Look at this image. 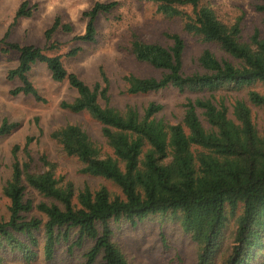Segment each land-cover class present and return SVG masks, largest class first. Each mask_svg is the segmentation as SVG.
Returning <instances> with one entry per match:
<instances>
[{"label": "trees", "instance_id": "obj_1", "mask_svg": "<svg viewBox=\"0 0 264 264\" xmlns=\"http://www.w3.org/2000/svg\"><path fill=\"white\" fill-rule=\"evenodd\" d=\"M144 1L158 14L180 18L186 33L217 45L231 57L221 59L213 50L205 49L198 58L203 72L187 74L186 43L180 34H166L173 40L171 46L133 36L134 58L160 71L161 76L126 74L123 80L127 93L174 88L210 95L189 99L177 123L160 117L164 107L156 102H150L143 113L133 105H112L111 80L103 66L99 68L100 79L90 85L68 71L62 55L49 54L60 47L53 40L56 32H73V25L60 17L45 31V47L11 41L12 27L21 18L33 16L35 6L27 0L0 38L2 53L15 52L18 56L17 67L8 74V79L21 84L13 95L46 102L30 78L38 63L47 66L55 82L67 81L76 91L74 99L61 102V109L88 113L99 122L110 151H104L81 125L72 122L56 127L49 137L67 156L81 163L82 173L112 184L77 189L72 180L57 173V163L47 153H34L31 144L40 138L28 136L23 145L13 147L12 175L2 187L8 200V218L0 216V250H19L28 261H34L38 257L34 248L40 246L38 233L42 232L46 260L53 259L63 242L73 240L72 247H81L90 240L93 245L86 253L87 264H133L115 242L112 223L135 225L151 214H170L196 243L197 264H215L228 237L232 243L226 245L228 253L222 264H258L264 250V131L259 130L247 100L236 99L230 115L225 97L218 92L237 91L255 83L264 85V37L256 30L244 40L243 16L225 22L206 4L207 0ZM261 1L256 8L264 12ZM119 6L118 1L96 2L83 13L88 19L86 31L75 39L97 42L98 17L111 14ZM79 51L74 48L67 56ZM249 101L264 107V93L251 89ZM18 125L5 118L0 137ZM35 195L41 199L36 200ZM231 225L227 236L225 231ZM3 260L0 254V264Z\"/></svg>", "mask_w": 264, "mask_h": 264}, {"label": "rangeland", "instance_id": "obj_2", "mask_svg": "<svg viewBox=\"0 0 264 264\" xmlns=\"http://www.w3.org/2000/svg\"><path fill=\"white\" fill-rule=\"evenodd\" d=\"M25 0H0V38H3L13 23L16 11ZM30 6H35L33 16L21 18L11 29L10 40L22 45L31 44L45 47V31L49 29L56 17L63 22L73 25V32L58 31L53 40L60 47L51 55H62L69 72L77 73L88 84L94 85L99 79V68L103 66L111 80V104L124 108L133 105L143 113L150 102L163 105L160 117L172 123L182 120L185 114V104L189 99L209 97L205 91L180 92L174 88H167L157 92L131 95L126 92L124 76L133 73L142 77H160L161 72L145 63L138 62L131 52V40L134 35L146 42H157L171 46L173 40L167 33H178L185 40L184 71L187 74L203 72L198 58L205 49H211L219 58L231 57L220 50L217 45L208 44L195 35L188 34L183 29L180 18H168L155 11V7L148 6L144 0H27ZM120 2V6L111 14H101L97 19V42L84 43L75 37L86 31L87 18L83 15L96 2ZM220 19L225 22H235L243 16L242 35L244 40L259 31L264 37V12L258 11L261 0H207ZM80 48L75 56L67 53ZM18 65L15 52L3 54L0 50V125L7 118L19 125L8 135L0 137V216L8 218V200L2 193V187L12 175V149L15 145H23L28 136L40 138L34 141L31 148L38 156L47 153L51 160L57 163V173L72 180L77 189L89 185L98 188L102 184H112L98 177H92L81 172L82 165L74 157L67 156L49 137V133L56 127L68 122L79 124L100 144L104 151H110L102 135V125L88 113L74 114L61 109L63 100H72L77 95L69 83H58L52 79L45 64L38 63L33 67L30 78L38 88L46 102L35 100L32 96L13 95L12 91L20 86L19 80L8 79L9 71ZM255 89L264 93V85L255 83L237 91H219V96L225 97L232 115V104L236 99L247 100L253 109L255 122L260 131H264V107L253 105L249 101V91ZM218 96V97H219ZM36 196V195H35ZM37 199H41L39 195ZM37 216H42L36 212ZM114 240L125 252L133 264H197L198 248L191 236L185 233L180 221L170 214H151L137 224L127 222L112 223ZM230 228L226 233L229 236ZM229 230V231H228ZM228 231V232H227ZM40 246L34 250L38 257L28 261L19 250L2 249L4 264H87L86 253L93 245L88 240L81 247H72V241L59 244L52 260L44 256L43 233H38ZM74 233L72 234V236ZM75 236V235H74ZM22 239H26L20 235ZM231 238L225 239V245L216 257L215 264H222L228 253ZM258 264H264V250L258 259Z\"/></svg>", "mask_w": 264, "mask_h": 264}]
</instances>
